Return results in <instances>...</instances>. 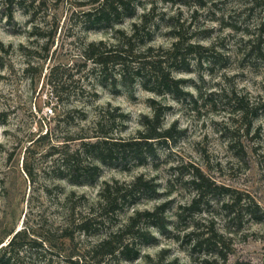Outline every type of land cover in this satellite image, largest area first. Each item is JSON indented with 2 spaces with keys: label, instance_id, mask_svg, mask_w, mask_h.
<instances>
[{
  "label": "rangeland",
  "instance_id": "rangeland-1",
  "mask_svg": "<svg viewBox=\"0 0 264 264\" xmlns=\"http://www.w3.org/2000/svg\"><path fill=\"white\" fill-rule=\"evenodd\" d=\"M88 1L25 0L12 17L0 6V248L12 231H21L15 245L23 247L14 264H66L69 254L85 264H200V256H190L172 235L184 234L183 228L174 229V214L195 195L191 185L175 179L173 168L186 166L189 178V165L195 166L215 185L264 210V0H140L138 16L98 31H88L83 23ZM150 8L166 16L153 46L170 48L175 39L169 32L176 26L185 42L204 47L187 57L189 71L174 72L184 81L185 95L179 99L145 91L138 81L114 86L83 57L89 43L115 44L116 30L131 33ZM150 99L169 107L164 127L179 130L175 142L159 148V159L129 171L98 163L102 171L93 183H71L61 175L67 155L78 152L80 168L89 163L82 141L74 140L91 133L98 109L111 105L128 114L123 135L133 137L142 130V117L153 113ZM46 106L53 107V116H45ZM142 174L153 180L155 193L135 209L119 212L114 227L79 229L106 182L131 183ZM227 198H205L199 217L231 236L228 264H262L264 223L248 215L241 222L226 219L220 203ZM168 200L171 235L141 221L147 238L156 240L140 245L137 258L89 255L134 210H153ZM124 240L132 243V235Z\"/></svg>",
  "mask_w": 264,
  "mask_h": 264
},
{
  "label": "trees",
  "instance_id": "trees-1",
  "mask_svg": "<svg viewBox=\"0 0 264 264\" xmlns=\"http://www.w3.org/2000/svg\"><path fill=\"white\" fill-rule=\"evenodd\" d=\"M23 2L25 0H0V6L8 10L9 16L12 17L15 7L23 5ZM88 2L89 8L82 14L84 26L88 31L111 29L126 19L135 18L138 16L141 3L140 0ZM164 2L176 4L183 3V0ZM165 18L164 13L157 14L155 8H150L139 16L138 22L132 24L131 33L115 31V44L104 41L89 43L84 50V60L93 65V72L100 79L111 80L114 86L119 82L134 85L138 81L145 91L158 96L172 95L179 99L185 95L182 86L184 81L176 78L174 72L189 71L188 66H185L187 57L204 50V47L200 43L185 42L176 26H171L172 30L169 32L175 39L170 48L153 46L155 34L160 31ZM172 19L173 17L169 18ZM261 28L264 30V23ZM110 68L114 69V74L110 73ZM149 107L152 109V115L142 117V130L133 137L123 135L128 114L111 105L98 109L95 127L91 133L87 132L74 140L82 141L85 149L83 154L90 160L89 163L80 168L76 160L78 152L67 155L66 170L61 175L71 183H93L101 175L102 169L98 163L129 171L132 166H145L159 159V148L164 145L168 147L175 142L179 130L176 125L168 129L164 127L169 107L159 104L154 99L149 100ZM189 167L192 169L189 178L185 174L186 166L173 168L177 173L175 179L191 185L195 191L193 199L185 205H180L174 214V229L183 228L181 230L184 232L183 235L172 234L168 230L166 214L172 204V200H168L153 210H134L127 223L107 232L89 255L101 254L111 259L127 261L137 258L140 254V245L156 240L153 237L147 238L148 232L140 226L141 221H144L147 227H153L163 234H172L176 241L187 247L190 256H200L202 259L200 264H228L232 254V238L228 236L229 234L216 229L212 220H203L199 217L203 213L205 198L217 194L228 197L220 203V208L225 218L234 222H241L248 215L256 223H264V210L253 200L247 202L240 193L215 185L195 166ZM155 192L153 180L143 174L131 183H120L117 180L112 183L106 182L99 193V200L91 204L88 218L78 227L86 233L90 232L92 225L100 228L111 224L114 227L113 222L118 218L119 212L129 207L135 209L143 197ZM14 232L9 234L12 237L6 247L0 248V264H14L20 247H23L15 245L23 233ZM67 232L68 229L62 230V236L67 237ZM126 235H132V243L125 242ZM2 243L3 241H0V245ZM64 259L66 264H85L82 263L81 257L73 259L72 254Z\"/></svg>",
  "mask_w": 264,
  "mask_h": 264
},
{
  "label": "built area",
  "instance_id": "built-area-1",
  "mask_svg": "<svg viewBox=\"0 0 264 264\" xmlns=\"http://www.w3.org/2000/svg\"><path fill=\"white\" fill-rule=\"evenodd\" d=\"M45 116L51 117L54 115V109L51 106H46L44 109Z\"/></svg>",
  "mask_w": 264,
  "mask_h": 264
}]
</instances>
